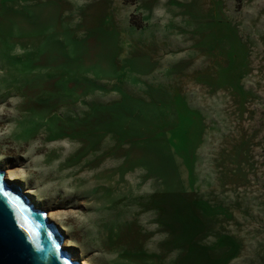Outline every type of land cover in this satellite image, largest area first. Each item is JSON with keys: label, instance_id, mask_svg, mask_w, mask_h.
Segmentation results:
<instances>
[{"label": "rangeland", "instance_id": "rangeland-1", "mask_svg": "<svg viewBox=\"0 0 264 264\" xmlns=\"http://www.w3.org/2000/svg\"><path fill=\"white\" fill-rule=\"evenodd\" d=\"M0 170L79 262L264 264V0H0Z\"/></svg>", "mask_w": 264, "mask_h": 264}, {"label": "water", "instance_id": "water-1", "mask_svg": "<svg viewBox=\"0 0 264 264\" xmlns=\"http://www.w3.org/2000/svg\"><path fill=\"white\" fill-rule=\"evenodd\" d=\"M0 264H79L62 248L63 238L45 213L35 209L0 170ZM30 229L34 238L23 231Z\"/></svg>", "mask_w": 264, "mask_h": 264}, {"label": "bare ground", "instance_id": "bare-ground-1", "mask_svg": "<svg viewBox=\"0 0 264 264\" xmlns=\"http://www.w3.org/2000/svg\"><path fill=\"white\" fill-rule=\"evenodd\" d=\"M63 68V67H62ZM58 81L59 82H68V81H70V80H73V81H77L78 79H75L74 77H71L68 73H67V71H65V69H62V71L60 72V74L58 75ZM83 96H84V92H81V91H77L76 92V94L71 98L72 100H70L69 102H67V103H65L64 104V107L61 109V111H60V113H59V115L61 116V119L62 120H65V119H67V118H70L69 116V112H68V110L70 109V108H72V107H74V101L73 100H78V99H81V98H83ZM45 97V96H44ZM67 104V105H66ZM17 108H18V113H17V116L18 117H20V121H19V123H20V125H23L24 123H28V124H31L30 125V129H29V131L26 133V135L24 136V137H22L21 138V140H26L27 138H33V137H35V133H36V131H37V121H36V119H34V117H31L29 114H28V112L26 111V109H25V107L23 106V105H18L17 106ZM95 109L96 108H98V107H94ZM21 110H25V112H21ZM60 130H61V132H59V131H56V133H51V130H47L46 131V133H45V135L43 136V138H42V140H41V142H40V146L39 147H37L38 145H36V147H32V149H30L29 150V152H28V154L26 155V157L27 158H31V156H33V155H35V154H39V153H43L44 151H47L48 152V154H46L45 155V160H44V162L45 163H47V162H49L50 160H52V158H53V156H56L57 154H56V152H55V150H52V151H48V149H47V147L44 145V143L45 142H47V141H49V140H52V139H65L66 141H68V140H74V141H76V142H81V139L79 138V137H67V136H65L64 134H65V132L63 131V129L62 128H59ZM49 133H51V135L49 134ZM28 140V139H27ZM64 140V141H65ZM71 142V141H70ZM125 142H126V144H130L131 143V139L130 138H127L126 140H125ZM72 143V142H71ZM75 143V142H74ZM125 146V145H124ZM128 145H126V147H127ZM16 147H17V149H18V151H21L22 150V147L20 146V144H16ZM111 151V150H110ZM99 152V151H98ZM98 152H96V153H98ZM100 157V156H99ZM98 157V158H99ZM83 158H84V156H83ZM95 161V160H94ZM88 165H89V162L88 161H81V162H77V161H74V160H72V163H70V165L69 166H73V170H76V172H78V171H81V170H86V168H88ZM97 168V167H96ZM103 169V168H102ZM91 170V169H90ZM94 171V170H93ZM96 171V170H95ZM94 171V172H95ZM91 172V171H90ZM79 173V172H78ZM5 174V173H4ZM69 174H71V173H69ZM80 174V173H79ZM76 175V174H75ZM74 175V176H75ZM79 176V175H78ZM5 179L7 180V181H11V180H15V179H17V176H14L13 174L11 175V174H7L6 176H5ZM83 179H81V178H79L78 179V181L81 183V181H82ZM74 181V180H73ZM77 181V182H78ZM11 183V182H10ZM96 184H97V187H96V189H95V191H94V193L96 194V193H98V194H96L97 196H95V199L98 197V196H100V197H98V198H102V200H103V203H102V205L100 206V207H95V208H98V209H101V208H104V205L105 204H108L109 205V209H113V207H114V203H113V201H112V199H111V191H112V186L110 185L109 187H108V185L106 186V187H101V185H100V183L99 182H96ZM20 189V188H19ZM22 192V191H21ZM24 195V194H23ZM30 200V199H29ZM30 202H31V200H30ZM33 204V203H32ZM35 208V207H34ZM36 209V208H35ZM93 209H94V207H93ZM116 217H115V222H114V224H113V227L114 228H121V227H127L128 225H129V223H131L129 220L127 221V220H125V219H122V218H118V214L117 215H115ZM131 220H134V217L133 218H131ZM49 221V220H48ZM50 222V221H49ZM59 232V231H58ZM120 232H115L112 236H111V240H113V241H116V240H118V238L120 237ZM104 242H105V240H104ZM62 248L65 250V247L67 246V243H66V241H63L62 242ZM68 253H69V251H68ZM70 254V256H71V260H75V261H77L76 260V257L73 255V254H71V253H69ZM79 262V261H78ZM79 264H88V262L86 261V260H84V259H82L81 260V262H79Z\"/></svg>", "mask_w": 264, "mask_h": 264}, {"label": "snow or ice", "instance_id": "snow-or-ice-1", "mask_svg": "<svg viewBox=\"0 0 264 264\" xmlns=\"http://www.w3.org/2000/svg\"><path fill=\"white\" fill-rule=\"evenodd\" d=\"M0 194H3V195H8L7 193H4L3 189H0ZM23 231H25L27 233L28 236L30 237H33L35 236V234L28 228L26 227H23Z\"/></svg>", "mask_w": 264, "mask_h": 264}]
</instances>
